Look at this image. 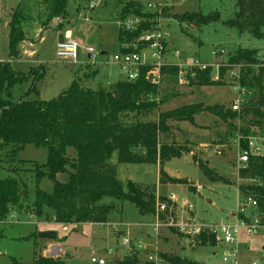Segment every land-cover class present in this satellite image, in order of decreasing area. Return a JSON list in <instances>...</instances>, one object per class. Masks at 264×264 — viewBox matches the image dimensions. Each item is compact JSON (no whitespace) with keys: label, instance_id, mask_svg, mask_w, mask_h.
<instances>
[{"label":"rangeland","instance_id":"1","mask_svg":"<svg viewBox=\"0 0 264 264\" xmlns=\"http://www.w3.org/2000/svg\"><path fill=\"white\" fill-rule=\"evenodd\" d=\"M235 1L68 0L66 18L61 22L53 21L50 27L43 28L40 24L43 5L38 6L39 0H0V62H11L12 69L23 74L38 68L44 71L43 77L35 83L37 92L31 93L28 100H52L67 90L74 80L93 90L110 89L116 82L107 83L125 79L122 70L107 61V58L114 55L118 49L119 12L123 5L133 2L140 4L146 14L156 15L151 20L157 22L154 31L165 33V40L170 42L165 57L167 61L165 64L169 65L167 68L171 69L174 64H186L196 60L207 64L221 63L239 49L259 52L264 47V40L255 39L247 33L240 35L235 29L224 25V22L232 19L237 11ZM149 4L157 5L156 11L149 10ZM17 8L21 9L26 17L23 23L26 40L20 44V57L11 60L9 23L13 11ZM194 13L204 16L219 13L220 21L197 26L187 22L181 23L177 18L178 15ZM59 23H62L61 27H58ZM68 32L79 47L78 64L60 60L56 56L58 36L60 34L67 36ZM87 48H93L98 55L95 65L88 62L85 52ZM216 49H226L228 57H214L212 51ZM175 53L179 54V60L175 59ZM259 56L261 57V52ZM97 68L100 71L94 74ZM31 85L32 83L25 82L16 86L13 90V101L17 103L23 99ZM155 87L156 93L150 95L148 99L157 103V108L140 117L142 121H156L160 113L196 104H202L204 108L224 105L231 109L232 101L236 97L230 86H193L190 81L181 85L178 75L171 74L170 70L162 74ZM256 98L257 93L254 92L246 100L254 101ZM169 124L172 131L168 143L188 146L191 152L166 162L163 169L169 176H179L178 179H183L186 184H161L159 173L162 167L158 163L118 164L117 152H114L110 163L116 166L118 179L123 183L132 180L143 186H154L157 197L168 198L174 195L177 199L176 210L179 218L192 219L204 226L213 224L234 226L237 224V211L243 203L239 187L254 183L249 179L241 180L238 175L240 169L236 159L243 147L242 143L239 145L235 141L237 132L246 125L236 120L232 125L238 129L234 131L233 127L207 112L197 115L193 124L177 121H170ZM262 127L263 129L258 130L259 133L264 131V121ZM10 153L11 148L0 153V180L13 178L24 184L29 192L28 204H32L36 190L35 176L29 171L30 164L21 167L19 161L35 160L44 163L47 159L46 149L33 145L22 149L16 157L17 165L21 168L17 173L14 172L16 164L10 162ZM66 155L75 158L76 153L73 148H67ZM194 157L207 162L208 167L221 175L224 181H209L195 164ZM66 178V175L58 176L61 181ZM40 188L52 192L53 182L44 179L40 183ZM98 204L114 207L103 225L59 224L52 222L50 216L39 219L24 209L14 208L4 222L0 221V264H15V261L27 264L42 256L45 244L48 243L38 238V234L42 232L56 236L51 243L62 249L63 254H59L58 257L62 256L63 264H92L93 254L104 258L106 264H115L116 258L123 259L128 244L122 243L123 237L114 229L129 231L130 238L134 242L139 241L141 248L144 244L150 243L155 249L157 237L158 248L140 252V262L136 264H150L146 261L151 255L174 256L180 251L184 252L179 256L188 258L192 264H264L263 233L250 235L245 229H240L234 244L217 243L214 239L215 245L201 246L198 237L183 235L174 228H163L158 233L153 230L157 234L155 237L151 227L158 219L152 216L145 220L140 219L138 210L131 203L104 197ZM47 212L51 214L53 211L48 209ZM161 219L165 222L166 214ZM139 221L144 224L137 229L135 223ZM142 233L149 234L150 241L145 242ZM164 235H167V240L160 238ZM233 252L236 253L235 262L231 259ZM225 257L229 259L228 262L223 261ZM155 264L171 263L160 259Z\"/></svg>","mask_w":264,"mask_h":264},{"label":"trees","instance_id":"2","mask_svg":"<svg viewBox=\"0 0 264 264\" xmlns=\"http://www.w3.org/2000/svg\"><path fill=\"white\" fill-rule=\"evenodd\" d=\"M43 5L40 24L48 28L53 21L64 20L67 16L68 0H39ZM237 11L224 25L235 29L238 34L264 40V0H236ZM129 16L141 19L133 32L119 30L120 47L132 43L143 33L153 31L157 22L151 21L156 15L143 12L138 3L122 6L120 20ZM181 23L207 25L220 21L219 13L204 16L200 13L178 15ZM26 17L21 9L12 13L9 23L10 59L20 57V44L26 40L23 23ZM62 24V23H61ZM60 23L58 27H61ZM152 29V30H150ZM122 48V47H121ZM125 51L124 49H121ZM260 52V51H259ZM258 50L239 49L229 55V64H241L240 85L257 93V98L246 100L239 113L224 105L205 107L202 104L190 105L160 113L156 121H142L140 117L157 108V103L148 99L156 93V87L143 69L140 77L130 82L119 80L110 89L93 90L74 80L70 87L49 101L28 100L31 93L37 92L35 83L44 71L32 69L23 74L12 69L11 62H0V153L11 148L10 162L15 163L14 172L21 170L17 165L18 153L28 145L44 148L47 159L44 163L35 160H20L21 167L30 164L34 173L36 190L34 202L28 204L29 192L17 179L0 180V221L4 222L14 208L24 209L39 219L47 218V210L53 211L52 221L59 224L93 223L105 224L113 205H99L104 197L133 204L140 215H156L157 203L166 202L164 197L155 195L154 186L118 179L116 166L110 163L117 152L118 164H159L161 184H186L183 179L169 176L163 165L184 153H190L188 146L168 143L172 127L170 121L194 123L195 117L207 112L227 123L234 131V121L243 122L238 134L244 137L259 135L258 130L264 121V55ZM178 75L177 67L163 68ZM224 70V69H223ZM222 70V72H223ZM96 72H94L95 74ZM209 71L195 72L190 79L193 86H226L209 79ZM25 82L32 83L24 98L13 101V90ZM233 131V132H234ZM235 133V132H234ZM264 133L261 132V134ZM243 149L247 142L241 141ZM73 148L76 156L69 158L66 149ZM202 174L212 182H223L221 175L208 167V163L193 158ZM59 175H66L61 181ZM239 178L253 180L251 185L240 186L239 193L252 197L264 213V157L251 156L247 167L238 171ZM48 179L53 182V191L40 188V183ZM24 204L25 207H24ZM163 215H159L161 219ZM201 246L215 245L214 237L206 231L197 238ZM160 259L171 264H192L187 259L167 254H158ZM136 258H126L117 264H136ZM15 264H26L16 262ZM27 264H63L61 257L36 258Z\"/></svg>","mask_w":264,"mask_h":264},{"label":"built area","instance_id":"3","mask_svg":"<svg viewBox=\"0 0 264 264\" xmlns=\"http://www.w3.org/2000/svg\"><path fill=\"white\" fill-rule=\"evenodd\" d=\"M157 5H148V9L156 11ZM141 19L135 16L126 17L118 22V29L133 32L135 31ZM165 33L161 31H148L143 33L137 40L132 43L124 44L120 47V50L114 55L108 57V61L118 66L125 75V79L130 82L136 81L143 69H148L147 76L152 84L156 85L159 82L160 77L163 74V68L168 67L167 61H165L168 47L171 45L168 42ZM167 36V35H166ZM124 49L125 51H122ZM78 45L71 39V37H64L62 42L56 44V56L60 60L70 61L77 63L78 61ZM88 56V62L91 65H95L98 60V55L93 48L85 49ZM261 55H264V47L260 51ZM214 57H228V51L226 49H216L212 51ZM175 59L179 60L178 53L174 54ZM179 70L178 78L179 84H187L190 79L195 77V72H207L209 71V79L214 83H223L226 86L232 87L236 93V97L232 101L231 110L239 113L242 105L246 102V98L253 95L252 90H248L240 85L241 64H229L227 59L221 63L207 64L196 60L194 62L174 64ZM224 69V70H223ZM223 70V72H222ZM247 142V149H242L237 154V165L239 169H245L251 156L264 157V133H260L255 136L244 137L240 134L237 135L236 143L240 145L242 140ZM177 199L174 195L167 198L166 202L157 203V215H163L166 221L158 218V222L154 226L156 233L162 227L174 228L183 235H189L193 238L199 237L201 233L206 231L212 235L214 239L220 243L231 245L237 241V235L240 229H245L250 235L263 233L264 234V213L260 212L258 202L252 197H244L243 203L237 211V224L230 225H199L192 219H183L174 217L175 206ZM185 205V204H184ZM158 215V217H159ZM176 219V220H175ZM156 259V260H154ZM231 259L236 261V253L233 252ZM159 259L149 257V261L157 263ZM228 258H224V262H228ZM92 264H106L104 258H99L96 254H93L91 259Z\"/></svg>","mask_w":264,"mask_h":264},{"label":"crops","instance_id":"4","mask_svg":"<svg viewBox=\"0 0 264 264\" xmlns=\"http://www.w3.org/2000/svg\"><path fill=\"white\" fill-rule=\"evenodd\" d=\"M1 20V19H0ZM119 32V31H118ZM64 37H71V33L70 32H68L67 33V36H64ZM120 50V45H119V41H118V49H117V52ZM104 55H107V54H104ZM86 56H87V54H86ZM87 59H88V56H87ZM108 61V60H107ZM75 64H78V61H77V63H75ZM88 65V64H87ZM102 66H105L104 64H102ZM116 66V65H115ZM100 71V69L99 68H97V69H95V72H99ZM106 78V80H107V78H108V76H106L105 77ZM120 80H125V79H120ZM117 81H119V80H114V81H112V82H109V83H107V84H110V83H115V82H117ZM171 177H175V178H180L179 176H173V175H170ZM167 199V198H166ZM186 206V203H185V205H184V207ZM176 207H177V205L175 206V217L178 219L179 218V216L177 215V210H176ZM47 214H48V212H47ZM140 215V214H139ZM48 216H50L51 217V220H52V217H53V212L51 213V214H48ZM148 216H152V217H154V218H159L158 217V215L156 214V215H140V219H142V220H145V219H147V217ZM232 216L234 217V214H232ZM109 217V216H108ZM108 220V219H107ZM53 222V221H52ZM90 224H93V223H90ZM144 223H141L140 221L138 222V223H135V226H137V229H140L141 227H142V225H143ZM98 225H100V224H98ZM103 225V224H102ZM152 225V224H151ZM154 226H155V224H153L152 225V227H151V231L155 234V232L153 231L154 229ZM163 228H166V227H162L161 229H163ZM172 229V228H171ZM116 232H118V234L119 235H121V237H123V239H122V243H126V244H128L127 245V252H125V254L123 255V259L122 258H116L115 259V264H117V262H119V261H123L124 259H126V258H136L137 260H138V262H140V259H139V255H140V252H145V250H149V248L150 249H153V250H155V249H157L158 248V242H157V237H156V235L157 234H155V237H156V244H155V246H156V248L154 249V248H152L151 247V245H150V243H146V244H144V247L143 248H141V246H140V242L139 241H137L138 239H135L137 242H134V240L133 239H131L130 238V236H129V231H124V229H121V230H118V229H114ZM137 235H138V233H137ZM142 235V237L144 238V241L146 242V241H150L149 239H151V237H150V235L149 234H145V233H142L141 234ZM159 236V235H158ZM160 236H162V234H160ZM148 238V239H147ZM161 239H164V240H167V235H164V237H160ZM159 238V239H160ZM48 243L47 244H45V248H44V250H43V253H42V256L41 257H53L54 256V258L55 257H58V255L59 254H63V251H62V249L59 247V246H57V245H54L53 243H51V241H47ZM144 250V251H143ZM184 251H180L179 252V254H177L176 256H178V257H180L181 259H187V260H189L188 258H186V257H181V256H179L181 253H183ZM110 253H111V251H110ZM60 257H62V256H60ZM150 257V256H149ZM149 257L147 258V263H150V264H155V262L154 261H149ZM151 257H153V258H158L159 259V261H160V258L158 257V255H156V256H152L151 255ZM190 261V260H189ZM137 262V263H138ZM158 263V262H157Z\"/></svg>","mask_w":264,"mask_h":264},{"label":"water","instance_id":"5","mask_svg":"<svg viewBox=\"0 0 264 264\" xmlns=\"http://www.w3.org/2000/svg\"><path fill=\"white\" fill-rule=\"evenodd\" d=\"M63 39H64V36L60 34L58 36V42H62ZM101 54L104 55L105 53H101ZM38 238L41 240H45V241H54L56 239V236L49 232H42L38 234Z\"/></svg>","mask_w":264,"mask_h":264}]
</instances>
